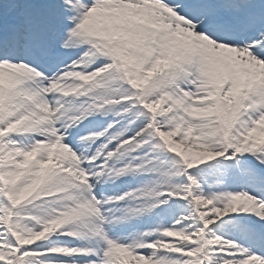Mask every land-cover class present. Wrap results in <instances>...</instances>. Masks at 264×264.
Listing matches in <instances>:
<instances>
[{
	"label": "snow or ice",
	"instance_id": "1",
	"mask_svg": "<svg viewBox=\"0 0 264 264\" xmlns=\"http://www.w3.org/2000/svg\"><path fill=\"white\" fill-rule=\"evenodd\" d=\"M0 264H264V0H0Z\"/></svg>",
	"mask_w": 264,
	"mask_h": 264
}]
</instances>
